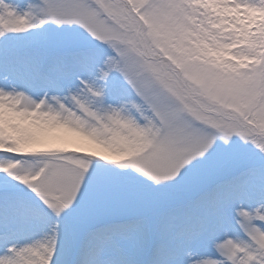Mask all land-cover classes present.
Masks as SVG:
<instances>
[{"label":"snow or ice","instance_id":"1","mask_svg":"<svg viewBox=\"0 0 264 264\" xmlns=\"http://www.w3.org/2000/svg\"><path fill=\"white\" fill-rule=\"evenodd\" d=\"M0 264H264V0H0Z\"/></svg>","mask_w":264,"mask_h":264}]
</instances>
